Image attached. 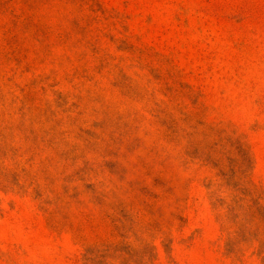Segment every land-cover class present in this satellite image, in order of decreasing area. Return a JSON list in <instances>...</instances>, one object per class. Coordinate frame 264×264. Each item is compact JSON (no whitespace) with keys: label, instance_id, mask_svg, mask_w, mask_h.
Returning a JSON list of instances; mask_svg holds the SVG:
<instances>
[{"label":"rangeland","instance_id":"374dc122","mask_svg":"<svg viewBox=\"0 0 264 264\" xmlns=\"http://www.w3.org/2000/svg\"><path fill=\"white\" fill-rule=\"evenodd\" d=\"M0 264H264V0H0Z\"/></svg>","mask_w":264,"mask_h":264}]
</instances>
